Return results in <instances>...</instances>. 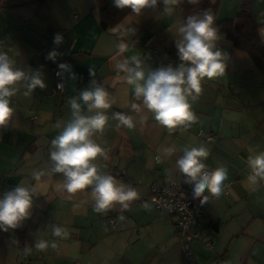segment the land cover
Here are the masks:
<instances>
[{
    "label": "crops",
    "instance_id": "crops-1",
    "mask_svg": "<svg viewBox=\"0 0 264 264\" xmlns=\"http://www.w3.org/2000/svg\"><path fill=\"white\" fill-rule=\"evenodd\" d=\"M242 1L209 0L216 6L215 24L235 18ZM103 4L115 7L113 0ZM249 7L258 30L264 28V0H249ZM99 8L98 0H0V48L17 67L39 70L46 83L30 97L21 88L11 98L15 109L11 120L0 127V196L20 183L34 185L41 193L33 197L31 215L19 227L0 230V264H20L23 252L31 264H186L174 220L156 213L147 186L185 180L176 161L188 146L205 147L209 155L202 162L214 170L226 167L229 182L225 194L209 196L203 204L204 217L194 227L198 236L191 241L196 263L264 264V182L255 186L247 182L248 156L264 151V71L219 30L217 47L227 55L225 74L202 81V92L192 103L196 122L169 134L152 113L130 110L132 86L111 85L116 76L115 44L120 41L110 29H135L134 35L125 37L131 50L124 56L139 54L146 71L176 66V31L185 20L179 6L171 17L161 15L162 4L139 16L130 8L123 16L121 10L112 11L106 14V28L100 25ZM56 34L63 37L58 46L53 42ZM52 50H66L70 59L63 93L54 86L58 55L54 61L46 58ZM93 79L106 82L114 101L106 110L109 122L103 134L92 137L104 149L94 163L98 171L140 194L126 211L116 204L106 213L94 212L91 188L70 195L62 188L60 174H46L39 182L31 178L34 170L50 169L51 141L71 118L68 100L89 88ZM115 112L132 115L135 127L117 128L111 119ZM84 114L90 115L86 110ZM199 129L213 132L215 142L200 138ZM167 148L173 152L165 154ZM110 218L117 223L111 224ZM53 224L64 227L69 237H53ZM41 239L55 240L57 247L40 252L34 242Z\"/></svg>",
    "mask_w": 264,
    "mask_h": 264
},
{
    "label": "clouds",
    "instance_id": "clouds-1",
    "mask_svg": "<svg viewBox=\"0 0 264 264\" xmlns=\"http://www.w3.org/2000/svg\"><path fill=\"white\" fill-rule=\"evenodd\" d=\"M185 0H113L118 9L130 8L131 12L139 16L146 8L155 9L162 4V16L171 17L179 5ZM190 5H198L200 0H187ZM111 32L120 41L115 44L114 70L116 76L111 85L125 83L134 90L130 110L140 113L147 110L152 113L155 121L166 128L171 134L178 127L187 129L196 122L192 103L198 100L202 92V81L221 77L226 71L227 55L217 47L218 28L215 26L214 16L210 9L200 13L190 14L181 22L176 31L175 47L179 63L156 69L145 70L144 60L139 54L128 57L124 53L130 51L125 37L134 35L131 27H112ZM261 41L264 42V28L258 30ZM60 34L54 36V44L62 43ZM58 53L52 50L47 59L55 60ZM117 57H120L117 59ZM63 67V65H61ZM90 74L95 76L94 70ZM91 86L81 90L75 97L68 100L71 110L70 120L63 125L59 135L51 141L49 149L50 169L47 173L34 170L31 178L39 182L44 175L62 177V188L68 194L91 188L93 211L106 213L118 204L122 211L129 209L130 203L139 199L140 194L130 184L117 181L112 175L98 171L94 161L104 155V149L92 137L96 133L103 134L108 125L109 116L106 110L112 107L106 90V82L92 80ZM24 89L23 95L30 97L37 89H45L46 83L39 70L22 69L8 53L0 48V127L7 126L15 109L10 106L11 98ZM135 101H140L136 103ZM90 115H85L84 111ZM111 119L117 121L116 127L128 129L135 127L132 115L115 112ZM143 122V118L141 119ZM57 127H61L57 124ZM165 154L173 149L167 148ZM183 155L177 159L179 172L185 177L184 183L193 185V198H201L200 203H207L208 195L219 197L223 191L222 185L228 177L226 167L206 170L202 162L209 152L205 147H185ZM249 174L247 182L257 185L264 182V151L247 158ZM41 194L34 185L20 183L10 191L0 196V230L8 232L16 229L31 215L33 197ZM145 209L149 205L145 203ZM52 236L67 239L70 233L62 226L53 224ZM34 247L40 252L49 247L56 248V241L39 240Z\"/></svg>",
    "mask_w": 264,
    "mask_h": 264
},
{
    "label": "built area",
    "instance_id": "built-area-1",
    "mask_svg": "<svg viewBox=\"0 0 264 264\" xmlns=\"http://www.w3.org/2000/svg\"><path fill=\"white\" fill-rule=\"evenodd\" d=\"M70 62L68 52L60 50L58 59L53 68V76L55 80V89L59 93H63L65 85V71ZM63 65V67H61ZM197 135L205 142L211 144L215 142L216 135L213 132L199 129ZM206 170H214L206 167ZM229 182L224 181L222 185V193L228 190ZM193 185L184 183V180L171 179L166 183H151L147 186V198L153 203L154 210L159 215L170 216L174 220L175 235L179 239L183 247V253L186 264H197L195 255L191 248V241L196 239L198 232L194 229L195 224L204 217L203 204L200 203L201 198H193ZM207 195L211 196L207 191ZM111 224L117 222L109 219ZM20 264H31L26 252L22 253V261Z\"/></svg>",
    "mask_w": 264,
    "mask_h": 264
},
{
    "label": "trees",
    "instance_id": "trees-1",
    "mask_svg": "<svg viewBox=\"0 0 264 264\" xmlns=\"http://www.w3.org/2000/svg\"><path fill=\"white\" fill-rule=\"evenodd\" d=\"M98 2L101 14L100 25L103 28L109 25L106 14L118 10H121L120 13H122V16L125 13L124 9L107 7L103 4V0H98ZM179 8L184 19H186L188 15L200 13L204 9H210L214 16L216 10V6L211 4L209 0H200L198 5H190L187 3V0H185L184 3L179 5ZM215 26L218 30H224L226 32L227 37L232 40L235 47L247 51L254 60L257 68L264 71V42L261 41L258 35V23L255 22L250 12L249 0H243L241 2L239 13L235 18L222 20L215 24Z\"/></svg>",
    "mask_w": 264,
    "mask_h": 264
}]
</instances>
